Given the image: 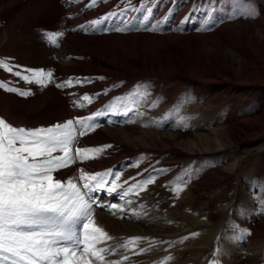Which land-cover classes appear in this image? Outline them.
<instances>
[{
	"label": "rangeland",
	"instance_id": "374dc122",
	"mask_svg": "<svg viewBox=\"0 0 264 264\" xmlns=\"http://www.w3.org/2000/svg\"><path fill=\"white\" fill-rule=\"evenodd\" d=\"M119 1L100 0L99 4L88 7L91 0H59L62 8L52 18H55L53 21L59 28L83 36L136 33L180 36L153 40L155 48L151 46L145 51L138 49L145 41L142 37L139 36L135 42L136 48L125 46L132 40L125 38L121 42L123 51L113 55L116 63L79 50L80 57L72 62L71 68L81 72L65 75L61 71L64 59L60 61L55 53L52 52V55L49 52L44 57L48 63L39 66L41 59L36 53L43 43L51 44L47 37L58 35L57 30L39 28L32 34L24 35L15 29L13 35L0 46V59L18 66L16 70L48 69L53 73V79L59 81L58 84L73 81L63 88L54 85L71 113L64 119L35 126L12 120L1 113L0 118L16 128L35 129L100 113L95 119V129L80 137L73 150L99 148L102 151L94 159L76 161L59 170L54 177L63 182L78 178L82 173L94 175L111 171L119 174L118 180L115 176H106L107 180H116L119 184L117 192L109 194L101 190L92 194L93 199L103 205L93 206L94 224L111 237L97 247L114 249L105 256L108 264L113 261L119 264H264V84H241L239 79L227 78L225 74L203 76L198 79L201 90L214 86L215 89L208 90L211 92L208 95L195 98L192 95L194 80L176 67L179 64L172 63L171 71L160 67L156 76H143L140 68L143 66L142 57L165 60L168 56L171 61L178 59L183 62L187 69L196 64L200 56L210 64L213 62L211 56L216 58L213 51L212 55L209 49L200 51V48H192L213 38H228L236 39L240 47L248 49L247 55L253 65L251 69L257 71L264 67V57L253 53L247 43L249 34L246 30L247 27L259 28L264 19L256 18V7L252 5L231 20L232 26L221 27L224 25L222 22L203 27L208 25L206 21H211L213 15L225 13L223 8L227 7L226 3L205 0L210 4L212 15L198 18L194 23V15L198 16L203 8L202 13L208 11V5L200 7L197 0H124L125 4L121 7L118 3L123 1ZM136 2L140 4L138 7L134 5ZM229 3L236 4L235 11L243 10V5H238L237 0H229ZM197 4L198 7L194 8ZM248 10H252L254 15L249 16ZM110 13L116 15L98 25L97 30L88 28L91 21ZM119 25H127L130 31H115ZM182 25L191 26L190 30H183ZM4 26L0 22V30ZM154 26L157 30H149ZM239 29L245 31L243 36H237ZM210 30L216 31L208 35ZM168 40L172 44L168 48L156 45ZM129 60L132 65H129ZM219 62L225 67L223 72H229L227 69L231 65ZM96 66L98 69H95ZM162 67L166 68L165 65ZM137 68H140L138 74L134 72ZM14 76L0 69V82H6L9 87L31 92L30 87L38 86L21 78L12 81ZM77 79L81 83H76ZM93 86L95 89H92ZM0 89L4 91H0V98H12L10 94L19 96L17 92ZM33 95L34 92H31L24 98ZM85 95L91 97L90 102L81 99ZM79 104L84 106L76 107ZM119 112H124V116ZM106 126L109 132L105 131V137L110 139L93 141ZM207 136L214 137L216 145L209 147L205 141ZM149 180L152 182L148 183ZM129 188L132 191L121 199L120 193ZM110 205L119 207L111 208ZM133 237L141 238L135 241L134 247H119Z\"/></svg>",
	"mask_w": 264,
	"mask_h": 264
},
{
	"label": "snow or ice",
	"instance_id": "6c2138e0",
	"mask_svg": "<svg viewBox=\"0 0 264 264\" xmlns=\"http://www.w3.org/2000/svg\"><path fill=\"white\" fill-rule=\"evenodd\" d=\"M98 2L100 0H91L87 6L93 7ZM247 14L252 16L254 12L248 10ZM115 15L116 13H110L91 21L89 28L95 31L98 25ZM114 30L129 29L125 25ZM149 30L155 31L157 28L154 26ZM62 35L63 33L50 34L47 38L55 44L58 36ZM17 68L18 66L0 59V69L13 73L24 81L42 87L52 82L51 71H21L16 70ZM75 82L81 83L79 79ZM72 83L69 80L56 86L66 87ZM0 88L17 92L21 96L31 95L29 91L9 87L6 82H0ZM81 99L91 101V97L87 95ZM99 115L100 113H96L35 129L16 128L0 118V264H108L105 256L114 249L97 247L111 237L94 224L93 206L103 205H99L92 194L101 190H106L109 194L117 192L119 184L116 180L119 179V174L111 171L94 175L82 173L78 178H69L63 182L54 177V173L59 170L76 161L94 159L102 151L99 148L73 150V145L80 137L95 129V119ZM58 152L60 154L56 155ZM107 175L115 176L116 180H107ZM109 184L113 186L107 187ZM129 191L132 188L120 193L121 199ZM139 239L141 238H129L119 247H134L135 241ZM110 264L119 262L113 261Z\"/></svg>",
	"mask_w": 264,
	"mask_h": 264
},
{
	"label": "bare ground",
	"instance_id": "6f19581e",
	"mask_svg": "<svg viewBox=\"0 0 264 264\" xmlns=\"http://www.w3.org/2000/svg\"><path fill=\"white\" fill-rule=\"evenodd\" d=\"M121 1H123V2L122 3H118V6H120V7L125 4L124 0H120L119 2H121ZM156 1H158V0H156ZM207 1H205V0H197L198 4H200L199 5L200 7H204L205 5H208V9H207L208 11L207 12L205 11L204 13H202V11H204V8H203V10H201V13L198 16H196V15L193 16V18H192L193 22H194V20L197 21L198 18L202 19L203 16H207V15L211 14V11H210L211 7H210V4ZM109 2H110V0H109ZM136 3L134 5H136L135 7H138L140 4L139 3L136 4ZM219 3H226L225 6H227V7L223 8V9H225V11H224L225 13L219 14V15L218 14L213 15L212 18H211V21H208V20L206 21V22H209L208 25L203 26V27H207V26L211 27L214 23L215 24H219V23H222V22H223L224 25H222L221 27H224L226 25H231V20L233 18H235V17L238 18L239 14L241 12L243 13V11H245L246 9H249L248 7H251L252 5L254 7H256V9H255V11H256L255 13L257 14L256 18L257 19L258 18L259 19H264V0H261V2H260V0H237V4L238 5L239 4L241 6L243 5V10L240 11V12L235 11L236 10L235 9L236 4L235 3H233V4L229 3V0H219ZM254 3H256V4H254ZM61 4H60L59 0H0V22L5 25L4 28L2 27L3 29L0 30V46L2 45V43H4L5 41L8 40L9 36L13 35L12 33L14 32L15 29H18V32L21 33V34H24V35L32 34L36 29H39V28H41V30H52V31H56L57 30L59 33H63V35L59 36L60 38L57 39L56 43L53 44V43H51L48 40L51 44L47 45V44L43 43V45L40 46L39 50L36 53H38V55L40 56V59H41V63L39 64V66H41V65L45 66L48 63L46 60H44V57L46 58L47 53H49V52L51 54H52V52L55 53L56 57L60 58V61H62L64 59V61L61 62L64 65V67L62 68L61 71L66 75V74L77 73V72L80 73L81 72V71H78V70H75V69L71 68L72 62L78 61V57H80V56H78V51L79 50L80 51H87L89 53H92L94 56L100 57V58L104 59L106 62L109 60V61H112V62L116 63V57L114 58L113 55L118 53V52L123 51L124 45L121 42L125 38L132 39V40L129 41V43L125 44V46H127L128 48H132V47H135V42H137L138 37L139 36L142 37V39H144L145 41L142 44L140 43L141 45H140V48H138V49H141V50L145 51L146 49H149L151 46L154 47V43H152L153 40H156V39L160 40L162 38L170 37V36H174V37H179L180 36V35L179 36L178 35L177 36H175V35L155 36V35L140 34V33L128 34V35L109 34V35H105V36L104 35L103 36H91V35L90 36H83V35L71 34V33H69V31H66L65 29L63 30L62 28H59V25L56 24L55 21H53L55 18H52V17H56V13H58L59 9L62 8ZM106 4H108V3H106ZM198 4L194 5V8H197ZM174 5H175V3H174ZM179 7H180V5H179ZM155 9H157V8H155ZM219 9H220V7H219ZM100 10H102V9H100ZM104 10H106V9H104ZM147 12H148V10H147ZM134 14H136V13H134ZM137 16L139 17V15H137ZM166 16H167V14H166ZM93 18H95V17H93ZM125 18H127V17H125ZM90 19H91V17H90ZM119 19H121V18H119ZM188 20H189V18H188ZM109 21H110V19H109ZM176 22L178 23L177 20H176ZM135 25L137 26V24H135ZM119 26L122 27L121 25H119ZM182 26H183L182 27L183 30H186V29L190 30V27H191V26L189 27V25L188 26L182 25ZM196 29H197V27H196ZM135 30H137V29L135 28ZM215 31L209 32L208 35L215 33ZM244 32L245 31H241V29H239L237 31V36H239V37L243 36ZM246 33L249 34V36L246 39H247V43H248L249 47L252 48L253 53H255L256 55H258L260 57H262V56L264 57V24L263 25L261 24L259 28H254V29H251V28L247 27ZM224 44H226L225 45L226 47H224ZM156 45H158L161 48H168L172 44L168 40V41H163V42H157ZM136 47H137V43H136ZM35 48H37V47H35ZM197 48L198 49L200 48V51H203L202 50L203 48L204 49H209V50H211V54H212V51H213L216 58H214V56L213 57L211 56L210 59H212L213 62H211L209 64L208 61L206 59H204L203 56H200V57H198V61L196 62V64L192 65L189 69H187V68H185L183 66V62H180L176 58H175L176 60H172L171 61L170 60L171 58H169L168 56H165V60L152 59V58H149V57H146V59H143V57H142L141 62L143 63V66L140 67V68H142L141 75H143V76H148V75L156 76L155 74H157L159 72L160 67H161L162 70L166 69L168 71H171L172 67H173L172 63L179 64L176 67L180 68V71L184 75H186L188 77H192V79L194 80L193 83L196 86L194 84L192 85V86H194L193 89H192V95L195 98H201L202 95H208L209 93H211V92H209L210 90L215 89V86H214V88H210V89H207V90H201L200 84L198 82L201 83V81H199V80L202 79L203 76L215 77L217 74H225V76L227 78L239 79L241 84H252L253 82L254 83H263L264 84V67L261 66L257 71H253L251 69V66H253V65H252V63L249 60V56L247 55L248 49L240 47L237 44V40L236 39H232L231 40V39H228V38H217V39L213 38L212 40H206L205 44L203 43L201 45H198L195 48L193 47L192 49L197 50ZM163 51H165V50H163ZM51 54H49V55H51ZM84 54H86V53H84ZM138 58H139V55H138ZM208 59H209V57H208ZM214 59H218V61L214 60ZM219 61H224L225 63L231 65L229 67L226 66V67H228L227 70H229V72H226V73L223 72L225 70V69L223 70L224 66H222ZM83 62H84V60H83ZM24 63H26V61H24ZM129 65H132L130 60H129ZM162 65H165L166 68L162 67ZM213 67L215 68V70H214ZM230 67H233L234 69L233 68L231 69ZM89 68H93V66L92 67L89 66ZM140 68L139 69L138 68L134 69V72L136 74H138ZM95 69H98V67L96 66ZM196 69H197V71H196ZM47 71H48V69H47ZM9 75L11 76L12 74H9ZM9 75H6V76H9ZM10 76H9V78H10ZM16 78H20V77L14 76L11 79L13 81V80H16ZM112 79H113V77H112ZM92 81H93L92 83H94V80H92ZM110 81H111V79H110ZM58 82L59 81L57 79H52V82L49 83L47 85V87L46 86L42 87L39 84L35 83L36 85H38L37 87L32 88V89H31V87L29 88L31 92H34V95L30 96V97H27L26 99L24 98L25 96H21V95L16 96V95H12V94H10L11 95L10 97H12V98H8V99L0 98V113L5 115L6 117L12 119V120H18V121L20 120L21 122H27L29 124H33L34 126L37 125V124H42V123H46V124L47 123H51V122H53V120L64 119L65 117L70 115L71 111L69 110L68 106L66 105V101H65L64 97L61 95L60 91H58L56 88H54V85L55 84L57 85ZM61 82H62V80H61ZM96 82H98V81H96ZM91 85H93V84H91ZM220 86L221 85H219L217 87H220ZM242 88H244V87H242ZM35 89H36V91H35ZM92 89H95V87L93 86ZM123 89H125V88H123ZM239 89H241V88H239ZM0 91L4 92L1 89H0ZM5 104H7V106H4ZM76 107H78V106H76ZM75 109H78V108H75ZM124 112H122V113L119 112V113L122 116H124ZM95 122H97V121H95ZM106 122H108V120H106ZM105 131L107 133L109 132V129H107V126H106V129L104 130V132L100 136H97V138H94L92 140L93 141H98V142L99 141L109 140L110 138L105 137V135H106ZM214 133H216V132H214ZM212 138L208 137V136L205 137V141H206L207 144H209V147H211L213 145H216V143L214 141L215 140L214 137H212ZM92 140H91V142H92ZM123 155H125V154L123 153ZM127 155H129V154H127ZM127 155H125V156H127ZM114 226H115V224H114Z\"/></svg>",
	"mask_w": 264,
	"mask_h": 264
}]
</instances>
